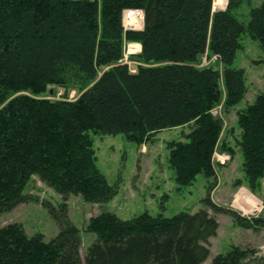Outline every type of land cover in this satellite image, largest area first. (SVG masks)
I'll use <instances>...</instances> for the list:
<instances>
[{"label":"trees","instance_id":"1","mask_svg":"<svg viewBox=\"0 0 264 264\" xmlns=\"http://www.w3.org/2000/svg\"><path fill=\"white\" fill-rule=\"evenodd\" d=\"M215 1L0 0V212L32 198L25 188L34 175L64 198L57 206L47 203L59 226L50 240L27 234L19 222L0 224V264H264L250 245H232L207 261L219 228L210 210L264 230V214L244 217L210 195L225 126L213 109L223 99L222 85L226 111L248 91L245 69L233 64L244 35L264 53V0H227L218 10ZM131 9L144 15L143 28L125 29L124 12ZM125 42L141 44L131 58L148 66L132 71L122 62ZM208 51L218 55L223 74L199 65ZM51 87L80 94L52 99ZM237 114L244 158L238 184L255 192L264 177V91ZM179 127L189 131L168 143L169 163L180 187L204 176V206L130 219L103 211L87 223L96 240L83 259L67 199L74 194L105 204L118 193L97 165L92 134H123L145 144ZM228 151L234 156V147Z\"/></svg>","mask_w":264,"mask_h":264},{"label":"rangeland","instance_id":"2","mask_svg":"<svg viewBox=\"0 0 264 264\" xmlns=\"http://www.w3.org/2000/svg\"><path fill=\"white\" fill-rule=\"evenodd\" d=\"M261 1L252 0V3L260 4ZM227 4V0H217L214 7L216 10L225 9ZM126 11H129L131 18H125ZM126 11L123 16L125 29L143 28L144 15L141 16L138 10ZM131 44L140 43L125 42L122 62L128 63L132 71H136L138 65L148 66L147 63L131 58L132 54L141 51V46L140 50H137L138 47H130ZM199 65L211 66L223 74L224 66L218 55L212 52L208 51L201 58ZM233 66L245 69L248 91L240 103L226 111V91L222 85L223 99L213 109L215 115L223 118L225 126L219 147L214 154L217 176L216 186L210 195L213 202L220 207L233 209L244 217L259 216L264 214V177L261 178L260 188L255 192L244 183L238 184L244 182V158L242 149L236 142L241 133L238 110L252 103L257 94L264 91V53L259 42L249 35H244ZM51 88L54 95L49 96L48 92L47 97L52 99L74 100L80 94L75 88ZM188 131L189 128L186 127L165 129L158 132L152 142L145 144L129 141L123 134H92L97 165L108 182L117 185L118 193L105 204L90 203L80 195L74 194L67 199L68 218L81 231L80 253L83 259L88 247L96 240L94 233L85 231L87 223L91 217L103 211H111L123 219H130L144 212L173 216L182 211L195 212L204 206L202 199L208 193V182L204 176L199 174L192 185L180 187L175 178V170L169 163L168 143L184 140L183 132ZM231 147H234V156L228 153ZM25 193L32 198L20 203L11 211L0 212V224L19 222L27 234L42 233L47 240L52 239L58 234L59 226L50 214L47 203L57 206L64 201L63 196L36 175L25 188ZM255 204H258L257 210ZM210 212L219 221V228L217 235L210 240L211 253L208 262L217 254L229 250L232 245H250L257 249L258 256H264V230L247 229L239 226L228 214L214 213L212 210Z\"/></svg>","mask_w":264,"mask_h":264},{"label":"bare ground","instance_id":"3","mask_svg":"<svg viewBox=\"0 0 264 264\" xmlns=\"http://www.w3.org/2000/svg\"><path fill=\"white\" fill-rule=\"evenodd\" d=\"M217 1V0H216ZM214 4H215V2H214ZM217 9V8H216ZM130 47H135V49H137L136 47H138V49L137 50H140V44H131V46Z\"/></svg>","mask_w":264,"mask_h":264},{"label":"water","instance_id":"4","mask_svg":"<svg viewBox=\"0 0 264 264\" xmlns=\"http://www.w3.org/2000/svg\"><path fill=\"white\" fill-rule=\"evenodd\" d=\"M49 95H50V96H53V95H54V90H53V88L50 89V91H49Z\"/></svg>","mask_w":264,"mask_h":264},{"label":"built area","instance_id":"5","mask_svg":"<svg viewBox=\"0 0 264 264\" xmlns=\"http://www.w3.org/2000/svg\"><path fill=\"white\" fill-rule=\"evenodd\" d=\"M216 8V7H215ZM220 9H222V8H220ZM131 27V26H130ZM128 29H132V28H128ZM259 207H258V204H256V210L258 209ZM254 209V208H253Z\"/></svg>","mask_w":264,"mask_h":264},{"label":"crops","instance_id":"6","mask_svg":"<svg viewBox=\"0 0 264 264\" xmlns=\"http://www.w3.org/2000/svg\"><path fill=\"white\" fill-rule=\"evenodd\" d=\"M256 205V204H255ZM252 208H254V207H252Z\"/></svg>","mask_w":264,"mask_h":264}]
</instances>
